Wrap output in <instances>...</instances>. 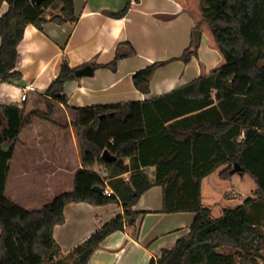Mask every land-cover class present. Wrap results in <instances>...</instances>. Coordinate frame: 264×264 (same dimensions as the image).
Instances as JSON below:
<instances>
[{"label": "trees", "instance_id": "trees-1", "mask_svg": "<svg viewBox=\"0 0 264 264\" xmlns=\"http://www.w3.org/2000/svg\"><path fill=\"white\" fill-rule=\"evenodd\" d=\"M4 1L9 7L0 15V83L22 77L16 67L19 45L29 24L43 29L47 22L78 21L74 0H44L39 5H33L31 0H0V7ZM137 1L128 0L126 8L114 15L124 16ZM175 1L192 17L194 29L207 36V45L220 53L221 58L212 70L206 73L205 64L201 62L197 79L149 101L72 107L83 164H106L111 170L109 186L113 194L104 192L107 184L100 174L82 168L76 171L74 189L57 196L41 209L28 210L5 194L10 160L22 129L34 116L52 121V101L67 103V96L62 94L64 85L77 78L76 71L80 67H71L67 60L63 61L59 75L46 90V112L34 110L25 115L23 106L0 105V264H89L109 235L127 226L136 229L142 213L132 208L156 183L165 186L164 211H194L196 216L189 233L180 237L173 248L163 249L150 264H233L234 257L222 251L225 249L239 251L240 264H260L263 236L247 210L255 203L254 199L247 198L243 204L227 208L222 216L214 218L211 209L201 202L200 180L220 165H226L219 172L221 178L248 173L256 182L257 195L264 198V0ZM50 10L59 12L48 19ZM198 48L199 43L193 44L180 58L189 60L197 55ZM135 53L132 44L124 42L119 44L116 57L110 63L92 65L116 71L121 58ZM167 62L156 61L137 70L133 74L136 88L149 93L155 72ZM150 109L162 115L163 123L196 112L170 125H183L186 129L176 137L188 139L199 135L205 141L214 140L218 146L208 155L215 164L204 167L200 174L197 172L192 192L180 200L168 195L170 184L153 181L142 168L149 165L142 156L140 158V152L149 135L146 117ZM105 150L117 159H103ZM119 159H123L121 164H118ZM235 163L241 165L242 172L233 171ZM127 172H131L128 180L123 176ZM97 185L103 192L94 189ZM81 201L93 205L119 202L124 213L60 257L55 227L65 223V207Z\"/></svg>", "mask_w": 264, "mask_h": 264}, {"label": "crops", "instance_id": "crops-1", "mask_svg": "<svg viewBox=\"0 0 264 264\" xmlns=\"http://www.w3.org/2000/svg\"><path fill=\"white\" fill-rule=\"evenodd\" d=\"M127 2L74 0L76 23L47 22L43 29L29 24L25 29L16 67L22 77L0 83V105L23 106L25 115L34 110L46 112V90L59 75L64 60L71 67L81 69L90 65L93 68L91 75L77 76L65 83L62 94L67 96V103L52 101V121L34 116L21 131L10 160L5 194L28 210L41 209L57 196L71 192L76 171L80 168L98 174L107 171L110 175L111 170L104 163L83 164L72 107L149 101L197 79L201 74V62L208 73L221 58L217 50L207 45V37L197 55H192L189 60L180 58L195 44V38L194 21L177 1L139 0L131 4L124 16H115L126 8ZM8 7V2L4 1L0 15ZM48 12L47 18L51 19L53 11ZM1 42L0 34V46ZM124 42L131 43L136 53L121 58L116 71L93 67V63H110L116 57L119 44ZM156 61L168 62L155 72L150 92L143 93L136 88L133 74ZM28 84H34L37 89L22 101V90ZM195 113L164 123L156 109L147 113L149 135L142 145L140 158L142 156L149 165L142 168L153 181L170 184L168 195L172 199L180 200L191 193L198 179L197 172L200 174L204 167L215 164L208 157L210 150L218 149L214 140L205 141L199 135L178 139L176 135H182L186 129L183 125L170 127L173 122ZM129 162V159L125 161L126 164ZM221 167L226 168V165H220L200 180L201 202L211 209L214 218L222 216L225 209L231 208L230 204L237 203L238 207L247 198H252L245 197L240 201L228 197L227 192L235 189L234 175L230 179L221 178L219 172L224 169ZM130 175L131 172H127L123 176L128 180ZM109 180L110 177L106 183L111 189ZM164 187L156 183L141 195L132 208L134 212L142 213L136 229L127 226L109 235L94 252L89 264H150L163 249L173 248L180 237L189 233L196 212L164 211ZM123 213L124 208L119 202L68 204L65 223L57 225L54 231L61 248L59 256L70 253L96 230ZM255 222L258 224V219L255 218Z\"/></svg>", "mask_w": 264, "mask_h": 264}, {"label": "rangeland", "instance_id": "rangeland-1", "mask_svg": "<svg viewBox=\"0 0 264 264\" xmlns=\"http://www.w3.org/2000/svg\"><path fill=\"white\" fill-rule=\"evenodd\" d=\"M52 12V10H50ZM59 11H53L54 13H58ZM195 30V29H194ZM207 36L205 34L200 35L199 37V47L201 44H203V39H205ZM199 50V48H198ZM224 168V167H221ZM215 175V174H214ZM217 176V174H216ZM218 178V176H217ZM216 179V177H215ZM233 185L235 189H231L227 192V196L231 198H238L240 201L245 199V197H252L255 198L254 202L251 206H249L250 213L254 219H258V230L260 231L261 235L263 236L262 239V250L261 254L262 257L258 259L260 264H264V198L259 197L257 195V185L254 179L249 175L248 173L241 175V174H234L233 176ZM233 196V197H232ZM237 203L230 204L231 208L237 207ZM227 250V249H225ZM226 252L232 254L234 257V263L233 264H240V252L237 250L229 249Z\"/></svg>", "mask_w": 264, "mask_h": 264}, {"label": "water", "instance_id": "water-1", "mask_svg": "<svg viewBox=\"0 0 264 264\" xmlns=\"http://www.w3.org/2000/svg\"><path fill=\"white\" fill-rule=\"evenodd\" d=\"M44 0H31L33 5H39L43 2ZM201 30L195 29L194 30V38H195V45L199 43V37L201 35ZM93 73V68L92 66L88 65L84 68L78 69L76 71V76H83V75H91ZM103 159L109 160V161H114L117 159L115 155H113L109 150H105L102 155ZM123 162V159L118 160V164H121ZM233 171L235 172H242V167L239 163H235V166L233 168ZM94 189L99 192H103V188L99 185L95 186Z\"/></svg>", "mask_w": 264, "mask_h": 264}, {"label": "built area", "instance_id": "built-area-1", "mask_svg": "<svg viewBox=\"0 0 264 264\" xmlns=\"http://www.w3.org/2000/svg\"><path fill=\"white\" fill-rule=\"evenodd\" d=\"M36 86L34 84H28L26 85L23 90H22V93H21V100L22 101H26L29 97V93L31 92H34L36 91ZM100 175L101 177L104 179V182L106 183V179L109 178V173L107 171L102 172L100 171ZM107 184V183H106ZM104 192L107 194V195H111L113 194V191L107 186L104 190Z\"/></svg>", "mask_w": 264, "mask_h": 264}]
</instances>
